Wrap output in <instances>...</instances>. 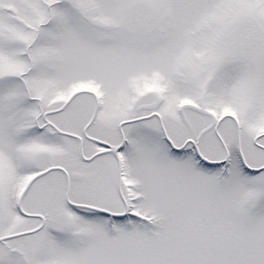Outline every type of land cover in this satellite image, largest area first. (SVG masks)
I'll return each instance as SVG.
<instances>
[{"label": "snow or ice", "instance_id": "6c2138e0", "mask_svg": "<svg viewBox=\"0 0 264 264\" xmlns=\"http://www.w3.org/2000/svg\"><path fill=\"white\" fill-rule=\"evenodd\" d=\"M0 264H264V0H0Z\"/></svg>", "mask_w": 264, "mask_h": 264}]
</instances>
